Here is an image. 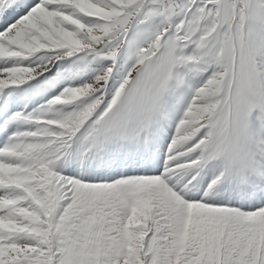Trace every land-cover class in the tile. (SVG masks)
<instances>
[{"label": "snow or ice", "instance_id": "6c2138e0", "mask_svg": "<svg viewBox=\"0 0 264 264\" xmlns=\"http://www.w3.org/2000/svg\"><path fill=\"white\" fill-rule=\"evenodd\" d=\"M0 264H264V0H0Z\"/></svg>", "mask_w": 264, "mask_h": 264}]
</instances>
